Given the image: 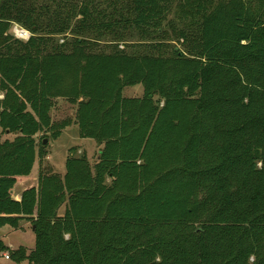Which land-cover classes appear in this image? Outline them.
Returning a JSON list of instances; mask_svg holds the SVG:
<instances>
[{
	"label": "trees",
	"instance_id": "1",
	"mask_svg": "<svg viewBox=\"0 0 264 264\" xmlns=\"http://www.w3.org/2000/svg\"><path fill=\"white\" fill-rule=\"evenodd\" d=\"M104 1L95 12L81 5L75 39L59 44L53 35L69 30V16L39 35L33 0H0V138L14 137L0 140V228L27 222L35 236L30 252L0 239V256L264 264V0ZM169 16L196 28L193 50L94 52L77 37L148 38ZM13 21L28 41L8 33ZM136 85L143 94L124 98ZM56 97L75 106L73 121L52 123ZM72 124L100 147L95 164L71 149L63 176L39 167L37 185L15 200L16 184L48 155L37 135L55 140Z\"/></svg>",
	"mask_w": 264,
	"mask_h": 264
},
{
	"label": "rangeland",
	"instance_id": "2",
	"mask_svg": "<svg viewBox=\"0 0 264 264\" xmlns=\"http://www.w3.org/2000/svg\"><path fill=\"white\" fill-rule=\"evenodd\" d=\"M33 2L34 5L38 7L35 9L34 14L37 18L36 22L42 29L39 35H45L53 28L56 29L55 25L58 22L56 23L54 21L55 18L64 20L67 16H69V21H67L70 27L69 30L64 35H53V38H55L59 44L62 42H70V40L75 39V37L70 34V29L73 26H79V20L81 17L78 15V8L81 5L87 6L91 12L101 10L107 5V2L104 1L102 3V0H33ZM44 6H48V9H43ZM64 12H68L69 15L65 16ZM168 20L161 26V30L157 34L148 38H139L136 36L127 39L125 42H116L113 39L112 33L105 30H87L83 31V33H85L84 35L81 36L80 34L77 37L85 40V44L91 49V51L94 52H109L114 46H118L122 50L133 51L130 49L131 47L133 49H138V52H141L144 48L150 46L162 47V50L167 51L173 48L184 51L186 47L193 50L197 33L196 28L191 26L188 22L180 23L174 20L172 16H169ZM62 25V23H59L58 26L61 27ZM14 28H20L27 31L31 35L30 30L26 26L17 24L14 21L10 23V27L8 29V33L10 35H13L12 32ZM186 31L191 34L187 40L180 36L181 32ZM142 94L143 87L141 85L126 87L122 92L124 98L140 97ZM75 110V106L69 104L65 98H54L53 108L50 112L52 123L57 124L64 120L73 121ZM13 138L14 137L12 135H7L2 136L0 140H12ZM36 139L37 141H40L41 139L42 141L46 140V143L43 145L46 146L48 155L42 161L40 166L38 161L35 163L29 178L25 179L24 182H18V187L16 186V188L12 191V197H15L18 194V190H20L19 187L23 184L24 186L37 185L39 167H41V169L44 168L46 171L63 176L65 173V162L69 155V150L71 149L76 150V156L85 154L92 166L97 161L100 147L91 139L81 138L78 127L74 124L64 129L61 135L55 140L51 139L50 133H41L37 135ZM61 212L62 209H60V213ZM0 239L11 250L24 247L27 252H30L35 246V236L32 232L31 224L27 222H21L17 230H13L7 226L0 228ZM0 264L28 263L26 261L16 263L9 259H5L4 255H2L0 256Z\"/></svg>",
	"mask_w": 264,
	"mask_h": 264
},
{
	"label": "built area",
	"instance_id": "3",
	"mask_svg": "<svg viewBox=\"0 0 264 264\" xmlns=\"http://www.w3.org/2000/svg\"><path fill=\"white\" fill-rule=\"evenodd\" d=\"M12 33L17 40H20L23 42L28 41L29 38L31 37V35L27 31H24L20 28H14ZM4 258L8 259L7 256H4Z\"/></svg>",
	"mask_w": 264,
	"mask_h": 264
},
{
	"label": "crops",
	"instance_id": "4",
	"mask_svg": "<svg viewBox=\"0 0 264 264\" xmlns=\"http://www.w3.org/2000/svg\"><path fill=\"white\" fill-rule=\"evenodd\" d=\"M33 171V170H32ZM32 173V172H31ZM30 177V176H29ZM28 177V178H29ZM27 179V178H26ZM21 182H24V180L23 181H21ZM18 184V183H17ZM16 184V186L18 187V185ZM16 186H15V188H16ZM27 187H31V186H29V185H26V186H24V184L21 186V187H19L20 188V190H18V194L15 196V197H13L15 200H17V201H19L20 200V196H21V193H22V191L25 189V188H27ZM33 187H35L34 185H33ZM14 188V189H15Z\"/></svg>",
	"mask_w": 264,
	"mask_h": 264
},
{
	"label": "water",
	"instance_id": "5",
	"mask_svg": "<svg viewBox=\"0 0 264 264\" xmlns=\"http://www.w3.org/2000/svg\"><path fill=\"white\" fill-rule=\"evenodd\" d=\"M45 143H46V140L43 141V144H45ZM32 232H34V227L32 228Z\"/></svg>",
	"mask_w": 264,
	"mask_h": 264
}]
</instances>
